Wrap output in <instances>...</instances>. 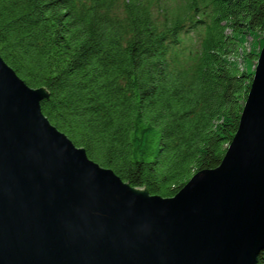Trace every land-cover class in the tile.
<instances>
[{
    "label": "trees",
    "instance_id": "obj_1",
    "mask_svg": "<svg viewBox=\"0 0 264 264\" xmlns=\"http://www.w3.org/2000/svg\"><path fill=\"white\" fill-rule=\"evenodd\" d=\"M263 43L264 0H0V56L50 123L162 197L220 163Z\"/></svg>",
    "mask_w": 264,
    "mask_h": 264
},
{
    "label": "water",
    "instance_id": "obj_2",
    "mask_svg": "<svg viewBox=\"0 0 264 264\" xmlns=\"http://www.w3.org/2000/svg\"><path fill=\"white\" fill-rule=\"evenodd\" d=\"M0 56V264H257L264 249V44L220 163L171 197L132 187L41 111Z\"/></svg>",
    "mask_w": 264,
    "mask_h": 264
},
{
    "label": "rangeland",
    "instance_id": "obj_3",
    "mask_svg": "<svg viewBox=\"0 0 264 264\" xmlns=\"http://www.w3.org/2000/svg\"><path fill=\"white\" fill-rule=\"evenodd\" d=\"M250 43H251V39H248V41H247V43L245 44V46H246V48H250ZM264 44V43H263ZM263 46V45H262ZM262 46H257L256 45V47H258V51H260L259 49H261V47ZM257 49V48H256ZM259 54V53H258ZM254 66H255V64H254ZM254 66H253V68H254Z\"/></svg>",
    "mask_w": 264,
    "mask_h": 264
}]
</instances>
